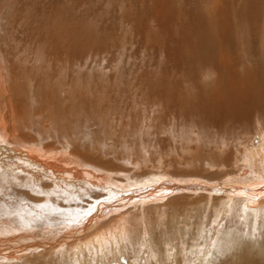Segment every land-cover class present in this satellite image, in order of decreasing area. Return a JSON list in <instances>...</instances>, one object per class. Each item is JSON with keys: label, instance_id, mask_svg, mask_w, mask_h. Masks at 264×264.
I'll return each instance as SVG.
<instances>
[{"label": "bare ground", "instance_id": "bare-ground-1", "mask_svg": "<svg viewBox=\"0 0 264 264\" xmlns=\"http://www.w3.org/2000/svg\"><path fill=\"white\" fill-rule=\"evenodd\" d=\"M256 1H258L259 8L260 4L264 0ZM259 11L260 10L256 11V19H254L253 23H251L252 29L254 31H258L259 24L257 21L262 18L261 15L263 14V9L261 11L260 18H258ZM60 15L58 17H60ZM238 15H241V10L238 11ZM65 21L66 20H64L63 23ZM23 23L26 24V22ZM78 26H63L58 31L55 29L56 32H54L50 27V29L46 27L47 32L49 33L44 34L45 32L43 31L44 33H42L45 36L41 40V46L45 48L44 51L42 47V50L38 51V49L35 48L34 43H30V45H28L29 43L26 42L28 40H24V42H26L27 44V46L25 47L28 48L34 45V48L33 52H29L27 54L24 52V55L20 58L17 57V54L15 52H5L4 43L7 42V39H4L3 36H0V49L5 53L4 59L0 58V264H11V262H15L16 264H18L19 262H22L23 259L32 261H40L41 259H45L49 262H55L57 264V262H59L60 260L57 257V253L66 250L69 257L70 251L75 248L78 249L84 247V250L89 248L90 244L87 241H92L95 244L94 246H96V248L104 246L103 249H105L107 244L111 245V240L113 241L114 239H119L121 234L124 242L130 241L132 240L130 238V228L131 222L133 221H137L138 224H141V227L136 230V234L138 237L144 240V238L147 237V230H150L151 238L153 239V242H156V244L154 243L155 245H152L150 251L154 253L147 259L150 264H154L153 260L156 262V264H160L162 259L166 258V253L163 249V246L167 244L165 240H171V242H173L172 245L175 250H173L172 253L175 254V257H179L181 256L182 252L176 249H179L180 243L182 241L188 242L189 246L193 243L196 244L197 237L200 235L201 227H198L196 225H194V227L190 226L193 221H189L191 215L187 211L190 210L191 207H194L190 204V202H193L195 205L198 204L197 193L201 192V188L204 189L203 191L205 192H201L202 196H208V198H202L201 196V199L199 200L204 201L205 199H207L208 201H211L210 204L202 203V205L206 207H221L220 211L222 212V214H224L225 209L229 207L234 201V203L239 202L241 204L240 205L239 203H237L235 209L237 205L238 207L242 206V209H240V214L242 213L244 215L243 218L258 219L259 216L264 214V144H261L264 139V67L257 66L255 69H253V72L247 71L243 76L239 73L232 75V73H230L227 68V66L232 68V65L227 62L230 61L231 58L228 56L225 58V54H220L217 56V59L220 62L223 61L221 64L217 65V70L220 67L218 71L220 74V81L218 86L215 87L212 94L208 98L202 97L203 99H201L202 94H197L196 96H194L195 93L189 88L190 96L188 97V99L179 103V105L176 102L174 94L177 92L179 87L187 88L188 86L186 84L170 83L168 81L165 84H161L159 87H156L155 85L140 86V94L142 96L151 94V96L149 97L150 101L152 103L160 104V111L164 114L165 122L164 124H162L160 122H155L154 120H152L151 124L153 126H157L158 133H161V136L165 133L166 124L173 122V120H176L174 124L179 128L180 118H187L188 120H204L209 115V122L214 121V124H216L215 128L218 133H221V135H212L211 133H205L202 131L201 137L203 138V140L211 143H216L219 146H224L226 143L230 145L234 144L236 145L235 153L232 156L228 155L226 157H222L219 151L215 150L212 155H208L203 152L204 150L202 148H200L201 150L199 152L194 153L196 157L193 155V158L196 161H199L197 170L193 168L187 171L183 170L180 166H176L177 168H175V166H169V169L167 167L164 168L162 165H165V159L164 157H159L157 159V164L160 166V170H163L165 172L169 170L171 174L170 176L165 173L153 175L154 173L151 174L152 172H149L148 170L149 173L141 174L144 175L142 178L146 177L145 175H148V177L144 178L142 182H140L141 179H137V181L133 179L134 181H132L130 172L124 169L123 175H125V179L121 180L115 176H112L113 169H106L108 172L99 173L100 171L98 172V170L100 169H98V166H102L101 164H99V162H101L100 160L98 162H94L95 160H98L95 158L94 161H91L86 156L78 154V150L77 152L71 151L72 155H70V153L66 151L69 148L73 149L76 144L84 146L83 143H85V140L82 141L84 138L81 137L82 133L80 130L81 128H83L84 124V111L81 110L79 105H77L78 102L74 101V92L72 93V91L74 90V88L72 87L75 86V83L72 87H63L62 83H64V81L61 83L59 82V91L55 93L53 91V88L50 90L48 89L50 85L48 84V81L50 80L47 81V78L48 75L53 72L54 66L58 68L57 74H60L59 77H56L62 78V76H65L66 78V75L71 73V71L75 72L78 69V65H82L80 61L82 58L81 54L83 53V44L81 45L82 35L76 33L79 30ZM224 28L227 30V32L224 33L223 38H225L226 40L228 34H230L229 40H232V33L229 32L230 26L226 25V27ZM71 34L72 37L70 38L69 35ZM31 38L32 37L30 36V39ZM2 40H4V42ZM35 40L37 41L36 38ZM15 41L17 42V39H15ZM3 52H0V56L3 55H1V53ZM54 55H62L66 58V60L61 61L59 57ZM35 58L38 59L35 60ZM32 59H34L32 61V64L35 66L37 65V68H39L38 74L34 72L35 75L32 71L24 67V63L31 61ZM262 59L264 60V58ZM68 60H72L73 62L70 63ZM60 61L63 62L62 64H59L60 67H58L57 64L55 65V62L60 63ZM2 63L8 65V73H11L13 78L18 75L24 77V74L26 72H29L27 77H25L27 78V81L25 89L24 87H22L23 91L28 97V95L31 94L30 91L32 89V86L36 88L39 87L40 89L36 90L34 94L32 93L33 95L29 99L26 98L27 101L24 102L22 108L26 106L25 104L34 102L38 106L37 111L43 114H35V116L42 117V120H38L37 122L32 121L28 117L21 118V116H18L21 109L19 108L21 107L20 102L22 100V98L18 96L19 93H21V88L19 89L14 84V80H8V76L6 77V67L2 65ZM35 70L37 71L38 69L35 68ZM79 73L81 74V76H83L82 74H84L81 73V71H79ZM99 73L101 74L100 71ZM100 74L98 75L101 76ZM52 75L54 74L52 73ZM72 75L73 76L71 77H73V79L75 75L79 76V74L76 72L72 73ZM93 75L95 74L93 73ZM93 75H89V78ZM91 79L94 80L93 77ZM98 79L100 81V77ZM6 80H8V82ZM81 83L82 82L80 81L77 84L79 85ZM95 83L98 84L97 82ZM95 83H93V85ZM120 84L122 86L116 85L115 83L117 88L124 87V83ZM132 84L128 87H133L134 85ZM81 86L75 88L77 92L81 93L79 95L85 94L84 92L82 93L79 90ZM107 86L108 84L105 85V87ZM82 87L83 89H86L89 86L86 87V85L84 84V86ZM107 88H109V86ZM107 88L104 92V89L101 90L102 92L98 91L100 90L98 88H96L98 90H94L92 92H89L86 89L88 93H86L84 97L94 99V101L96 99L97 102H94V105L99 103L103 98L107 99L104 100V103L101 101L102 104H105L106 102L109 103L111 100H108V96L110 93L106 94L108 93V91H106ZM133 90L135 92L136 88ZM130 91L131 93H133L132 89ZM123 92L124 91L122 90V93ZM250 93H253V98L250 96ZM52 96L53 98H51ZM125 96L126 95H124V97ZM67 99L71 100V102L68 107L65 108L64 114L61 115L60 110L56 107V101H60L62 103ZM225 100L231 101L233 106L232 108H230L231 111H229L228 109H224L223 116H230L232 120L230 126L220 128L216 119L220 117L222 113H220L216 117L212 111L216 103L220 101L225 102ZM115 101L117 102V100ZM141 102L143 103L141 108L147 106V104L145 106L143 101ZM13 103H15L16 106L13 105ZM91 103L93 104V102ZM87 104L90 103L87 102ZM92 104L90 106H92ZM109 104H106V106H109ZM85 105L86 104L84 103V106ZM178 106H180L183 111ZM120 107L118 106L117 110L120 109ZM109 109L111 110V108ZM80 110L83 111V113L80 112ZM100 110L103 111L102 108H100ZM94 111L95 110L93 109V112ZM141 111L143 112L144 110ZM117 112H119V110ZM123 112L125 113V108ZM136 112H138V110ZM122 113H120V115ZM70 114L71 116L74 115L71 119L69 117ZM154 114H156L155 111ZM97 115H100V113ZM110 115L113 117L115 114L109 111L102 116H98L99 119L95 120L100 123H103L104 120L108 122L107 118L114 121L115 118L110 119ZM145 115H147L146 110ZM85 117L87 116L85 115ZM123 117L124 116L122 114V118ZM92 119L93 117L91 118V121ZM123 120L124 119H121L120 122L123 123ZM39 121H41V123ZM73 121L75 123H80V125L78 123L74 124ZM68 122H71V125L69 127H67L66 125V123ZM82 122L83 124L81 125ZM85 123L87 124V120ZM138 123H142V120H137V122L132 125L129 121L126 124H128V128L130 129L131 126L133 127V125H137ZM106 124L109 125L108 123ZM23 125H25L26 129L32 128L33 126L42 127L40 129L41 138L38 137V139L36 140L37 144H35L33 135L27 133L22 134L20 132V128ZM92 125L93 124L91 123L90 126ZM100 125L98 124L97 126L100 127ZM84 126L89 127L88 125ZM148 126L149 124L147 123L145 127ZM92 127L94 128V126ZM190 128L191 130L189 132L185 130V128H179L185 134L181 136L177 142L169 143L176 146L177 148L180 147V143H182L183 147H186L187 145L185 144L189 142V135L192 133L195 127ZM88 131L91 133L89 128ZM92 135H94V133H92ZM193 136H197L196 133H193ZM76 139L81 140V142ZM44 140L51 141L52 143L46 144L45 142H43ZM122 141L123 138L118 136L117 142ZM161 141L162 137L160 138V142ZM185 141L187 142L183 143ZM58 142L60 143L59 145H57ZM117 142H115L114 144L116 145ZM93 143V147L94 144H97L98 146L100 145V142L98 141L94 144ZM101 143L107 145L108 149L109 146H111L109 142ZM53 145L57 147H53ZM110 148L113 151L115 147ZM93 149L95 150V147ZM143 149L145 148L143 147ZM180 149L182 153L181 155H179V162L188 164V162L191 161V158L188 157L187 159L184 158V156H188L189 152L185 151V149H183L182 147H180ZM87 150L91 151L92 149H89L88 147ZM94 150L91 151V153L95 152ZM51 151H53V153ZM88 151L86 153H88ZM77 154L79 158L77 156L76 158L79 159L81 163L74 165L73 161L76 160V158L74 157ZM114 155L116 158H119L117 154L114 153ZM93 156H97L96 153H94ZM100 156L101 155H99L98 158ZM120 158H123L124 160V157L120 156ZM232 159L235 162H233ZM149 161L150 159H148L147 162ZM152 161L154 162L153 159ZM224 161H232L235 164V168L237 167L238 169L237 173H233L235 172V170L233 172H229L230 174L227 172H221V169L224 167L222 162ZM207 162H209V164H206ZM219 162L222 164V167H216L215 169H212V165H215ZM136 165H139V163H137ZM151 166L150 168L153 170L155 166ZM81 169L84 170L82 171ZM101 170H103V168H101ZM198 174L204 179H202L201 177H192L193 175L197 176ZM129 175L131 176V178ZM177 175L180 177L177 178ZM140 176L138 175L137 178H139ZM186 185H188L187 188H185ZM81 192L100 195H90L87 197V200L84 201L85 195H81ZM35 195H44V197H37ZM58 195L65 196L59 197ZM172 207H177L179 208V211H184V213L182 215L180 213L178 214L177 212L172 213L179 216L178 220L175 222L173 218H170L168 220L170 229L166 230V234L163 233L161 237V231L157 228V223L159 222L156 221V215L162 218L165 213L164 208H169L171 211ZM152 208L155 210V212L154 210H152ZM185 210L187 211L185 212ZM194 210L190 211L193 212ZM9 212H11V214H9ZM184 216H186L187 218H185V220H180V217L183 218ZM180 222H183L185 224L184 230L186 232H183V230L180 228ZM187 226H189V228H186ZM121 229H123L122 233L120 231ZM234 230L238 231V229ZM186 233L188 234L186 235ZM213 234L214 233H212V235H207V239L204 240L205 244L203 245V247L200 246L202 247L201 250L203 249L204 251H206L208 248L212 247V243L214 240ZM165 235L166 238L164 237ZM198 242L200 243V241ZM156 245L161 248L159 249ZM98 252L100 253V251ZM173 254L171 255L173 256ZM192 254L195 253L192 252ZM100 256L103 257L102 255ZM192 256H190V264H196L197 259H195V257L197 255L194 258H192ZM242 256L244 258V255ZM99 258L100 257H98V259ZM180 259L181 258H179L178 264H181ZM71 260L72 259L69 258V262H71ZM142 262L145 261L143 260ZM34 263L36 264L39 262Z\"/></svg>", "mask_w": 264, "mask_h": 264}, {"label": "rangeland", "instance_id": "rangeland-1", "mask_svg": "<svg viewBox=\"0 0 264 264\" xmlns=\"http://www.w3.org/2000/svg\"><path fill=\"white\" fill-rule=\"evenodd\" d=\"M258 5V1L256 0H0V36H3L4 39H7V42L4 43L5 52H15L17 54V57L20 58L24 55V52L26 54L29 52H33L34 45L35 48L38 49V51L42 50L43 46H41V40L45 36L44 34L49 33L47 32L46 27H50L54 32H56L55 29L58 31L63 26L65 27L69 25L72 27L73 25V27H75V25H79V30L76 33L82 35L81 45L83 44L82 52L84 53L81 54L82 58L80 61L83 66L78 65L79 67H77L78 69L75 71L79 74V76L75 75L73 79V77L71 76H73L72 73L75 72L71 71V73L66 75L67 79L65 78V76H62V78H57L60 74H57L58 68L54 66L53 72L51 71L54 75L50 73L47 78V81L50 80L48 81V84H50L48 89L50 90L53 88L54 93L58 92L60 83L63 81V87H72L74 83L76 86L78 85L77 83L81 81L86 85V87L89 86V89L86 88L89 92L98 89H100L98 90L100 92H102L101 90L104 89V92L105 89L109 86V88H107L106 90L108 91V93L106 94H111H109V96L107 95L108 100H111L109 102L111 104H109L108 102L102 104V102L104 103V100L107 99L103 98L99 103L94 105V102H97L96 99L94 101V99L84 97V95L88 93V91L86 89H83L82 87L84 86V84L81 83L82 86L81 84L76 86H81L82 89L79 88V90L82 93H85L83 95H79L81 93L77 92L75 86L72 87L74 88V90L72 91V93L74 92V101L78 102L77 105H79L81 110L84 111V124L83 122L81 123V125L83 124V128H81L80 130L82 133L81 137L84 138L82 141L85 140V143H83L84 146L76 144L73 149L69 148L66 151L70 153V155H72V152H77L78 150V154L86 156L91 161H94L95 158L98 160H95L94 162H98L100 160L102 163L99 162V164H101L102 166H98V169H100H97L98 172L100 171L99 173L108 172L106 169H113L112 176L124 180L125 175H123V171L125 169L130 172L132 178L130 175L129 176L132 181L141 179L140 182H142L144 178L148 177V175H145L146 177L142 178L144 175L141 174H147L149 172H152L151 174L154 173L153 175L161 173H165L169 176L171 175L169 170H167L166 172L160 170V166L157 164V159L159 157H164L165 159V165H162L164 168L167 167L169 169V166H175V168H177L176 166H180L183 170L187 171L193 168L197 170L199 161H196L193 158V155L195 156L194 153L199 152L201 150L200 148H202L204 150L203 152L208 155H212L215 150L219 151L222 157L234 155L236 145H230L226 143L224 146H219L216 143L207 142L201 137L202 131L205 133H211L212 135H221V133H218V131L216 130V124H214V121L209 122V115L204 120H188L187 118H180L179 128H185V130L189 132L191 130L190 127H195L192 133L189 135V142H183L186 143L185 145L187 146L183 147L182 143H180L179 145L180 147L185 149V151L189 152L188 156L185 155L184 158L188 159V157H190L191 161H189L188 164L180 163L179 155H181L182 153L180 147L177 148L169 142H177L179 138L185 133H183L174 124L176 120H173V122L166 124L164 135L161 136V133H158L157 126H153L151 123L152 120H154L155 122L164 124V114L160 111V104L152 103L150 101L149 97L151 96V94L146 96H142L140 94V86L155 85L156 87H159L161 84H165L168 81L170 83L186 84L188 86L187 88L179 87L177 92L174 94L176 102L179 105V103L188 99V97L190 96L189 88L195 93L194 96H196L197 94H202L201 99L208 98L212 94L215 87L218 86L220 81V74L218 72L220 67L217 70V65L223 62H220L217 59V56L220 54H225V58L227 56L231 58V60L227 62L232 65V68L228 66L227 68L228 71L232 73V75L239 73L243 76L247 71L253 72V69H255L257 66L264 67V60L262 59L264 58V1L260 4L259 8ZM262 9L263 14L261 15ZM240 10L241 15H238V11ZM257 10H260V13L258 12V18H260V15L262 16V18L257 21L259 24L258 31H254L252 29L251 23H253V20L256 19ZM58 14H61V19L60 17H58ZM62 18L66 20L64 23V20ZM23 22H26V24H24ZM226 25L230 26L229 32L232 33V40H229L230 34H228L226 40L225 38H223L224 33L227 32V30L224 28L226 27ZM30 36L32 37L31 39ZM69 37L71 38L72 34L69 35ZM13 38L17 39V42ZM35 38L37 39V41L35 40ZM24 40H28L26 41L27 43H29L28 45H30V43H34V45L31 46L32 48L25 47L27 46V44L26 42H24ZM2 41L4 42V40ZM44 49L45 48H43V51ZM0 52L3 51H1L0 49ZM1 55L2 56H0V58L4 59L5 53L3 52L1 53ZM54 56L59 57L61 61L66 60V58L62 55ZM37 59L38 58H35V60ZM33 60L34 59L26 62L27 65L26 63H24V67L32 71L35 75V73L38 74L39 68H37V65L35 66L32 64ZM61 61L60 63L55 62V65L57 64V66L60 67L59 64L63 63ZM68 61L70 63L73 62L72 60ZM2 65L6 67V77L8 76V80H14V84L19 89L21 88V93H19L18 96L21 97L22 100L20 102L21 107L19 108L21 109L18 116H21V118L28 117L32 121L37 122L38 120H42V117L35 116V114H43L37 111L38 106L34 102L25 104V109L22 108L24 102L27 101V99H29L36 90L40 89L39 87L36 88L32 86V89L30 91L31 94L28 95V97L23 91L22 87H24L25 89L27 81V78L25 77H27L29 72H26L24 74V77L18 75L13 78L12 74L8 73V65H5L3 63ZM35 68L38 70L36 71ZM205 68L214 69L215 77L213 83L211 84H205L201 82V72ZM79 71H81V73H84L82 74L83 76H81ZM99 71L101 72V74L99 73ZM96 72L101 76H99ZM93 73L95 75H93ZM88 74H92L93 76H90L89 78ZM92 77L94 80L91 79ZM97 77H100V81ZM8 80L6 81L8 82ZM94 81L98 84H96ZM93 83H95L94 85L96 86H94ZM115 83L116 85H121L120 83H124V87L117 88ZM130 83H133L132 85L134 86L136 85L135 92L133 90L135 89L134 86L128 87L131 85ZM107 84L108 86L105 87V85ZM95 87L98 89H96ZM131 89L133 93H131ZM122 90L124 91L123 93ZM123 94L126 96L124 97ZM250 96L253 98V93H250ZM51 98H53V96ZM115 100H117V102ZM141 101L144 102L145 106L147 104V109L146 107L141 108L143 104ZM56 102V107L60 110V114L62 115L64 114V110L66 107H68L71 100L67 99L62 103L60 101ZM82 102H84L86 105L84 106V103ZM87 102H89L90 104H87ZM91 102H93V104ZM91 104L92 106H90ZM106 104H109V106L111 107L106 106ZM13 105L16 106L15 103H13ZM118 106L124 107L125 113L123 112L124 108L121 107V110L118 109L119 112H117ZM232 106L233 104L231 101L225 100V102L220 101L216 103L215 107H213L212 112L216 117L220 113H222L220 117L216 119L220 128L228 127L231 125V117L223 116V110L228 109L229 111H231L230 108H232ZM178 107L182 109L180 106ZM100 108H102L103 111L100 110ZM109 108H111V110ZM93 109L95 110L94 112ZM81 110L80 112L83 113V111ZM137 110L138 112H136ZM141 110L144 111L142 112ZM145 110L147 112V115H145ZM109 111L115 114L112 117V114L110 113L111 115L109 116L110 119L115 118V122L113 120H109L108 118V122H106L105 120L103 121V123L96 121L97 119H99L98 116H102ZM154 111L157 115L154 114ZM99 113L100 115H97ZM120 113H122L125 118H122V114L120 115ZM126 113L128 114V116ZM85 115L87 117H85ZM73 116L74 115L71 116L70 114V119ZM92 117V121L96 119L94 122L91 121ZM85 118L87 120V124L85 123ZM121 119H124L123 123L120 122ZM137 120H142V123L144 120V123H138L137 125H133V127L131 126L129 129L128 124L126 123L129 121L132 125L135 124ZM39 122L41 123V121ZM73 123L76 124L78 122L75 123L73 121ZM91 123L93 124L92 126H94V128L90 126ZM97 123L99 125L101 124L100 127L97 126ZM106 123H108L109 125H107ZM147 123L149 124V126L145 127ZM78 124L80 125V123ZM66 125L67 127H69L71 125V122L66 123ZM84 125H88L89 127ZM41 128L42 127L33 126L32 128L26 129L25 125H23L20 128V132L22 134L27 133L33 135L35 144H37L36 140L38 139V137L41 138ZM88 128L90 129L91 133L88 131ZM92 133H94V135H92ZM193 133H196L197 136H193ZM118 136L123 138L122 142H117ZM161 137L162 141L160 142ZM78 141L81 142V140ZM90 141L92 143H96L98 141L100 142V145L98 146L97 144L93 143L95 147L94 150V147L92 146V143ZM43 142H45L46 144L52 143L51 141L47 140H44ZM101 142H109L111 145L109 146L110 150L108 149L107 145H104ZM115 142H117L116 145L114 144ZM59 144L60 143L58 142L57 145ZM261 144H264V139ZM54 146L55 145H53V147ZM97 146L99 147V149ZM85 147L87 149L89 147V149H92L91 151L94 150L95 152L91 153V151H88ZM110 147L115 148L112 151ZM143 147L145 149H143ZM87 151L89 155L88 153H86ZM51 152L53 153V151ZM94 153H96L97 156H93ZM114 153L117 154L119 158H116ZM78 154L75 155L74 158H76V156L79 158ZM99 155L101 156L98 158ZM120 156L124 157V160L123 158H120ZM147 158L150 159L149 162H147ZM128 159L129 161H131L129 162ZM152 159L154 160V162L152 161ZM73 162L74 165L81 163V161H79V159L77 158ZM233 162L235 161L233 160ZM233 162H222L224 167L221 169V172L229 173L235 170V172L233 173H237L238 169L237 167L235 168V164ZM137 163H139V165H136ZM206 164H209V162H207ZM151 165L155 166L153 170L150 168ZM216 167H222V164L219 162L215 165H212V169H215ZM101 168H103V170H101ZM137 174L141 176L137 178ZM179 177L180 176L177 175V178ZM192 177H201L202 179H204L202 176H199V174L197 176L193 175ZM187 186L188 185H186L185 188H187ZM203 190L204 189L202 188L200 189L201 192L205 193ZM201 192L197 193V205H195L193 202H190V204L194 206L193 208L191 207L190 210H195L193 212H191L190 210H185V212L187 211L191 215L189 221H193L190 226L194 227V225H196L198 227H201L200 230L202 232L200 231V235L198 234L199 236L197 237L196 244L193 243L189 246L188 242L182 241L184 244L181 242L179 249H176L182 252V254L179 257H175V254L172 253L173 250H175L172 245L173 242H171V240H165L167 244L163 246V249L166 253V258L162 259L161 263L178 264L179 258H181V264H190V256L193 255L192 258H194L197 255L195 257V259H197L196 264H263L264 214L259 216L258 219L243 218L244 215L242 213L240 214V209H242V206L238 207L237 205L235 209L236 204L239 203H234L235 201L229 207H227L224 211V214H222V212L220 211L221 207H206L202 205V203L210 204L211 201H208L207 199H205L204 201L199 200L202 196ZM81 195H85L84 201H86L88 196L100 194H88L85 192H81ZM35 196L42 198L44 197V195ZM58 196L63 197L65 195ZM202 198H208V196H202ZM152 210L154 209L152 208ZM164 212L165 216L163 215L162 218L156 215V221L159 222L157 223L158 225H156L157 228L161 231V237L162 234L166 232V230L170 229L168 220L170 218H173L175 222L178 220L179 216L172 213L177 212L181 215L184 213V211H179V208L177 207H172L171 211L169 208H164ZM9 214H11V212H9ZM185 218L187 217H180V220H185ZM179 225L183 232H186L184 230L185 224L183 222H180ZM140 227L141 224H138L137 221L131 222L130 238L132 240L124 242L121 234L119 239H114L113 241L111 240V245L107 244L105 249H103L104 246L96 248V246H94L95 244L92 241H87L90 244L89 248H87L86 250H84V247L78 249L75 248L70 251L69 257L66 250L61 251L60 253H57V257L60 259L57 264H150L147 259L154 253L150 251L152 245H155L156 242H153L150 230H147V237L144 238V240L138 237L136 234V230ZM186 228H189V226H187ZM234 229H238V231ZM120 231L122 233L123 229H121ZM212 233H214L212 247L208 248L206 251H204L203 249L201 250V248L205 244L204 240L207 239V235H212ZM187 234L188 233H186V235ZM164 237L166 238V235ZM230 239L236 242H232ZM198 241H200V243ZM158 248L160 249L161 247ZM81 250L84 251L82 252ZM98 251H100V253ZM192 252L196 255L192 254ZM171 254H173V256ZM100 255H102L103 257H101ZM242 255H244V258ZM98 257H100V260L98 259ZM69 258L72 259L71 262H69ZM143 260L145 262H142ZM34 262H39L36 264H56L55 262H49L45 259H41L40 261L23 259L22 262H19L18 264H35ZM13 263L15 262H11V264ZM153 263L156 264L154 260Z\"/></svg>", "mask_w": 264, "mask_h": 264}, {"label": "clouds", "instance_id": "clouds-1", "mask_svg": "<svg viewBox=\"0 0 264 264\" xmlns=\"http://www.w3.org/2000/svg\"><path fill=\"white\" fill-rule=\"evenodd\" d=\"M215 72L212 68H205L201 72V82L205 84H211L214 81Z\"/></svg>", "mask_w": 264, "mask_h": 264}]
</instances>
